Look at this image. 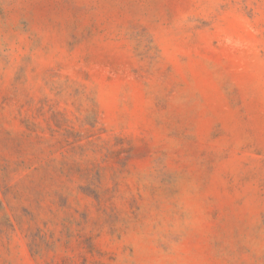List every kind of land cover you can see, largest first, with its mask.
Listing matches in <instances>:
<instances>
[{
	"label": "rangeland",
	"instance_id": "rangeland-1",
	"mask_svg": "<svg viewBox=\"0 0 264 264\" xmlns=\"http://www.w3.org/2000/svg\"><path fill=\"white\" fill-rule=\"evenodd\" d=\"M0 264H264V0H0Z\"/></svg>",
	"mask_w": 264,
	"mask_h": 264
}]
</instances>
